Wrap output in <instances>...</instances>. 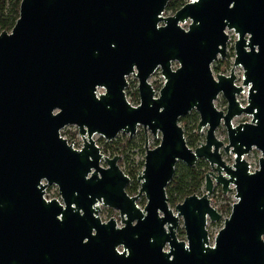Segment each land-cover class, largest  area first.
I'll return each mask as SVG.
<instances>
[{"label":"water","instance_id":"obj_1","mask_svg":"<svg viewBox=\"0 0 264 264\" xmlns=\"http://www.w3.org/2000/svg\"><path fill=\"white\" fill-rule=\"evenodd\" d=\"M168 2L22 0L14 28L0 34V264H264V0H188L165 17ZM228 31L238 35L235 61L215 77ZM131 76L138 106L126 94ZM220 96L226 111L215 106ZM193 111L206 132L196 149L180 124ZM241 116L251 123L234 126ZM68 127L81 149L62 136ZM141 127L161 140L150 149L147 137L131 196L121 156L105 155L94 137L133 138ZM253 150L262 153L254 172L245 159ZM201 160L210 167L204 194L173 210L166 190L177 165ZM54 186L59 199L47 200ZM216 187L236 194L224 220L211 203ZM101 206L118 211L122 227L104 223ZM222 220L211 245L208 223Z\"/></svg>","mask_w":264,"mask_h":264},{"label":"trees","instance_id":"obj_2","mask_svg":"<svg viewBox=\"0 0 264 264\" xmlns=\"http://www.w3.org/2000/svg\"><path fill=\"white\" fill-rule=\"evenodd\" d=\"M21 2L22 0H0V34L3 32H11L14 28L19 19ZM187 2L188 0H169L166 13L174 15ZM220 69V67L216 68L218 74L220 73ZM154 87L159 89L160 86L156 83ZM126 94L131 104L135 106L139 104V92L137 87L135 90L129 87ZM199 121V114L195 111L180 120V124L185 132L187 144L192 149H196L203 141L202 135L197 130ZM76 134H79L78 131ZM76 134H74L73 137H69L68 132H63L62 135H66L69 143H72ZM144 143L145 136L137 132L133 138L119 137L101 148L102 152L107 156H121L122 160L120 162V167L131 180L127 188V192L131 196H135L141 186L138 182V177L145 167L146 148H143ZM159 144L160 142L157 140L154 148ZM137 151H139L141 155V159L138 162L135 158V156L139 154ZM208 171L209 164L204 160L199 161L196 166L192 168L179 163L176 167L175 176L166 190L170 206L175 207L192 195L202 196L205 192V176ZM219 194L223 198L225 204L221 206V210H218V212L222 216L225 214L230 216L233 203H230L223 195L220 187Z\"/></svg>","mask_w":264,"mask_h":264},{"label":"rangeland","instance_id":"obj_3","mask_svg":"<svg viewBox=\"0 0 264 264\" xmlns=\"http://www.w3.org/2000/svg\"><path fill=\"white\" fill-rule=\"evenodd\" d=\"M164 16L165 17H169V16H172V14L165 13ZM188 26H189V23H187L186 25H183V27L185 29H188ZM228 34H229V37H230V41H229V44H228L227 56H226V58L224 60L217 61L212 67L213 74H214L215 77L217 75H226V76H228V75H230V72H231V70L233 68V64H234V61H235V49H234V46H235L236 40L238 39V35L235 34L234 31H228ZM217 67L221 68L220 71H219L220 72L219 74L217 73L218 71H216ZM235 73H236V76H237V82H236L237 85L238 86H243V73H244L243 69L242 68H236ZM129 83H130L129 87H131L132 90H135L136 87L138 88V80L135 77L131 76L129 78ZM150 83L153 86H155V84L158 83V85L160 86L159 89H156L155 87L154 88H155L156 91H159L162 88L161 85L163 83V77H162L161 72L155 73L152 76V78L150 79ZM239 101L242 104V106H244V107L247 106V104H248V88H245V93H243L239 97ZM215 106L220 111H226L227 102L225 101V99L222 96H220L216 100ZM251 121H252V117H249V116L237 117L234 120V126H238V125H240L242 123H251ZM65 132H68L69 137H73L74 134L77 133V128L76 127H69L67 129H65ZM138 132L145 136V143H144V146H143L144 149L146 148V139H147V137H148V147L150 149L154 148V146L156 145V141L157 140L159 142L161 140V135L160 134L158 135V137L156 139L151 134L150 131L145 132V130L142 127L139 128ZM146 133H147V136H146ZM200 134L203 137V141L202 142H204L205 141V135H206L205 130L202 133H200ZM216 136H217V138L219 140H221L225 144H227V131H226V129L223 126H221L217 130ZM119 137L125 138V137H128V136L120 134L116 139H118ZM94 140L96 141V143L98 144V146L100 148L104 147L107 143H109L108 141H106L105 139H103V138H101L99 136H95ZM73 142L75 144L76 149H80L81 146H79V144L81 145L83 143L82 142V138L78 134H76L75 138L73 139ZM137 152L139 154L136 155L135 158H136V161L138 162L141 159V155H140L139 151H137ZM223 156H224L223 157L224 160L229 165L232 166L234 164V159L235 158H234L233 154L230 155V156H227L226 154L223 153ZM261 157H262V153L260 151H257V150H253L248 156L245 157L246 161L250 165V169H251L252 172L256 171L259 168V160H260ZM209 170H210V167H209ZM140 188H141V186H140ZM139 191H140V189L138 190V193H139ZM138 193H136V195H138ZM235 195H236L235 191H233V192L229 193L228 195H224V196L229 200L230 203H233V205H234L237 202V200L235 198ZM47 199L48 200L59 199L58 190H57V188L55 186L54 187H50L47 190ZM146 203H147L146 199L143 196V197L140 198V200L138 202V205L143 209L145 207ZM211 203H212L213 207H215V204H216V209L217 210H221V206H223L225 204L223 198L219 194V187H216V189L214 191V194L211 197ZM175 207L171 206V208L173 210H175ZM99 216L102 219V221H104V222H108L110 219H115L121 225L120 215H119L118 211H115V210H112V209H109V208L101 206V211H100ZM228 217H229V215L225 214L223 216V220L228 218ZM223 220L221 222H219V223H211V222L208 223V231H209V234H210L211 245H213L214 239L217 236V234L219 233V231L224 227ZM177 236H178V238L181 241H186V235H185V231H184V228H183V222L182 221H181L180 227L177 230Z\"/></svg>","mask_w":264,"mask_h":264},{"label":"built area","instance_id":"obj_4","mask_svg":"<svg viewBox=\"0 0 264 264\" xmlns=\"http://www.w3.org/2000/svg\"><path fill=\"white\" fill-rule=\"evenodd\" d=\"M163 85H164V79H163V83H162L161 86L163 87ZM129 102H130V101H129ZM132 105H133V104H132ZM138 105H139V104H138ZM138 105H137V106H138ZM133 106H135V105H133ZM68 128H69V127H68ZM66 129H67V128H66ZM77 131H78V130H77ZM63 132H65V130L62 131V134H63ZM78 135H79V134H78ZM62 136H63V135H62ZM63 137H64L65 139H67L66 135L63 136ZM67 140H68V139H67ZM68 142H69V141H68ZM82 142H83V141H82ZM79 146H81V148H82V144H81V145L79 144ZM74 148H76V147H75V144H74ZM81 148H80V149H81ZM46 198H47V197H46ZM47 200H48V199H47ZM232 208H233V206H232Z\"/></svg>","mask_w":264,"mask_h":264},{"label":"flooded vegetation","instance_id":"obj_5","mask_svg":"<svg viewBox=\"0 0 264 264\" xmlns=\"http://www.w3.org/2000/svg\"><path fill=\"white\" fill-rule=\"evenodd\" d=\"M129 84H130V83H129ZM99 214H100V213H99ZM119 215H120V214H119ZM103 222H104V221H103ZM120 222H121V217H120ZM104 223H106V222H104ZM117 224H118L119 227H122V224L120 225L118 222H117ZM179 240H180V239H179ZM118 250H119V252H122L123 249L120 248V249H118Z\"/></svg>","mask_w":264,"mask_h":264}]
</instances>
